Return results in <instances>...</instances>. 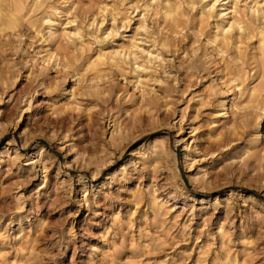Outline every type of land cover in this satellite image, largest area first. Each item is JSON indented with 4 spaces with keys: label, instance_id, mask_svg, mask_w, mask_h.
<instances>
[{
    "label": "rangeland",
    "instance_id": "obj_1",
    "mask_svg": "<svg viewBox=\"0 0 264 264\" xmlns=\"http://www.w3.org/2000/svg\"><path fill=\"white\" fill-rule=\"evenodd\" d=\"M263 32L264 0H0V264H264Z\"/></svg>",
    "mask_w": 264,
    "mask_h": 264
},
{
    "label": "bare ground",
    "instance_id": "obj_2",
    "mask_svg": "<svg viewBox=\"0 0 264 264\" xmlns=\"http://www.w3.org/2000/svg\"><path fill=\"white\" fill-rule=\"evenodd\" d=\"M215 2V1H214ZM210 4V3H209ZM14 17H16V16H14ZM17 18V17H16ZM19 19V18H18ZM227 27V26H226ZM225 28V27H224ZM1 29H3V28H1ZM263 34H264V32H263ZM263 40H264V35H263ZM53 54H54V52H53ZM67 89H65L64 91H63V93L66 91ZM63 93H61V94H63ZM219 114L220 115H223L224 114V112L223 111H220L219 112Z\"/></svg>",
    "mask_w": 264,
    "mask_h": 264
}]
</instances>
